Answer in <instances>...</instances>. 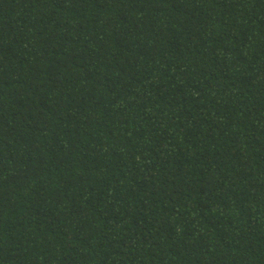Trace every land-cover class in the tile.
Masks as SVG:
<instances>
[{"label": "trees", "instance_id": "trees-1", "mask_svg": "<svg viewBox=\"0 0 264 264\" xmlns=\"http://www.w3.org/2000/svg\"><path fill=\"white\" fill-rule=\"evenodd\" d=\"M0 264H264V0H0Z\"/></svg>", "mask_w": 264, "mask_h": 264}]
</instances>
